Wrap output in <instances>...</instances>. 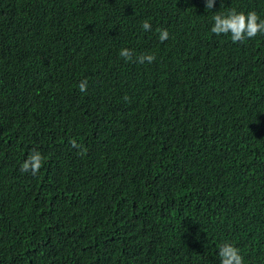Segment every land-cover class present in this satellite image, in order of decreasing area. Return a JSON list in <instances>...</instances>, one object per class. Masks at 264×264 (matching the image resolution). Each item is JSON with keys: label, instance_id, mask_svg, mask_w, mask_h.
Here are the masks:
<instances>
[{"label": "trees", "instance_id": "1", "mask_svg": "<svg viewBox=\"0 0 264 264\" xmlns=\"http://www.w3.org/2000/svg\"><path fill=\"white\" fill-rule=\"evenodd\" d=\"M227 10L264 0H0V264H264V34Z\"/></svg>", "mask_w": 264, "mask_h": 264}, {"label": "clouds", "instance_id": "2", "mask_svg": "<svg viewBox=\"0 0 264 264\" xmlns=\"http://www.w3.org/2000/svg\"><path fill=\"white\" fill-rule=\"evenodd\" d=\"M216 0H205V8L213 9ZM212 24L210 31L215 35L228 34L230 35L233 43L243 41L247 38L256 37L258 33L264 34V19L260 18L255 11L241 12L236 10H227L225 12H217L212 16ZM141 27L147 31L151 29L152 25L149 20L145 19ZM169 32L166 28L161 29L158 33V39L163 42L168 39ZM254 39V38H253ZM248 39L244 43L251 41ZM212 41H208L202 52L207 54L211 48ZM118 55L124 60H129L133 56V51L128 47H122L118 51ZM155 59L154 54L145 53L138 56V61L143 63L147 61L151 63ZM186 74L182 72L173 73L175 76H185L190 78H196V73L190 70H184ZM216 82V83H220ZM78 88L81 92L86 91L87 81L81 80L78 84ZM75 145V141H73ZM43 164V156L40 151L32 150L30 154L20 164V169L23 172H30L32 175H36ZM217 257L219 264H245L244 257L240 249L232 242L225 241L218 246Z\"/></svg>", "mask_w": 264, "mask_h": 264}]
</instances>
